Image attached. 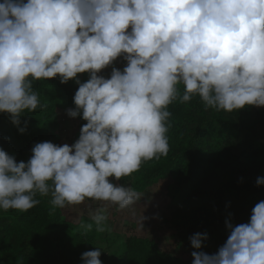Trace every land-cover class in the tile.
<instances>
[{"label":"clouds","instance_id":"obj_1","mask_svg":"<svg viewBox=\"0 0 264 264\" xmlns=\"http://www.w3.org/2000/svg\"><path fill=\"white\" fill-rule=\"evenodd\" d=\"M131 29V31H129ZM124 56L123 72L98 76ZM89 73L74 96L87 123L71 147L36 144L17 163L0 149V209L27 212L51 193L54 207L102 201L128 208L137 194L115 186L145 161L166 156L168 106L198 95L231 113L264 107V0H3L0 3V112L19 123L40 104L33 81L61 83ZM23 132V129H21ZM257 186L264 178H257ZM98 232L108 216L92 213ZM140 221L143 228L142 221ZM86 230L91 224L82 225ZM216 254L194 251L193 264H264V200L250 222L233 227ZM207 234L190 238L201 249ZM101 249L82 254L102 264Z\"/></svg>","mask_w":264,"mask_h":264},{"label":"trees","instance_id":"obj_2","mask_svg":"<svg viewBox=\"0 0 264 264\" xmlns=\"http://www.w3.org/2000/svg\"><path fill=\"white\" fill-rule=\"evenodd\" d=\"M89 79V73H82L81 79L67 83L60 77L33 81L42 106L23 112L17 124L10 114L0 112V149L17 163H27L38 143L62 146L57 130L64 120L71 122L78 141L87 122L82 112L75 118L67 113L76 107V80ZM178 90L167 109L168 154L143 162L139 171L119 181L111 179L136 194L168 180L165 191L173 210L166 222L187 253L213 255L230 235L227 225L249 223L252 209L264 200V185L256 184L257 178H264V107L228 113L207 107L198 95L183 102L184 86L178 85ZM35 199L39 203L27 212L0 209V264H83L82 254L96 250L97 241L110 249L101 251L102 264H193L194 258L169 251L156 231L139 222L127 236L107 227L98 232L92 218L72 220L70 205L54 207L51 193H37ZM88 224L90 230L82 226ZM197 233L208 237L199 250L190 242Z\"/></svg>","mask_w":264,"mask_h":264},{"label":"rangeland","instance_id":"obj_3","mask_svg":"<svg viewBox=\"0 0 264 264\" xmlns=\"http://www.w3.org/2000/svg\"><path fill=\"white\" fill-rule=\"evenodd\" d=\"M124 59V60H123ZM127 66V60L124 56L118 57L111 65L103 69L98 76H102L105 79H109L112 74L113 68L123 72V69ZM78 78H82V74H78ZM261 108V107H257ZM71 122L62 121L57 134L59 135L61 145L67 144L72 146L77 141L74 135L71 133L72 127ZM109 182L115 186L126 185L121 184L117 181H113L109 178ZM169 181L160 182L154 186L147 188L141 193H137L136 202L125 209H120L117 206L106 204L102 201H92L86 200L82 205H70L69 210L71 212V219L78 221L81 216L92 218V213H95L98 208L104 210L105 214L108 216L106 227L109 228L113 233L128 235V231L135 230V225L137 222L140 223L142 217L144 216L143 228L151 229L156 231L159 236L158 240L162 246L180 255L181 257H192V253L186 252V247L179 242L177 232L171 229L169 222H166V218L171 214L173 207L166 194L165 186ZM160 228V229H158ZM96 246L101 249V251H106L110 249L106 248L105 243L98 242Z\"/></svg>","mask_w":264,"mask_h":264}]
</instances>
